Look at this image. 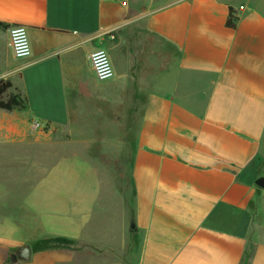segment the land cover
Instances as JSON below:
<instances>
[{
  "label": "crops",
  "instance_id": "crops-1",
  "mask_svg": "<svg viewBox=\"0 0 264 264\" xmlns=\"http://www.w3.org/2000/svg\"><path fill=\"white\" fill-rule=\"evenodd\" d=\"M13 25L28 59L11 52ZM99 47L110 81L91 66ZM0 81L26 100L14 132L33 119L133 149L119 192L131 225L116 242L78 234L87 264H264V0H0ZM2 223L0 264H80L60 250L12 263L29 243Z\"/></svg>",
  "mask_w": 264,
  "mask_h": 264
},
{
  "label": "rangeland",
  "instance_id": "rangeland-1",
  "mask_svg": "<svg viewBox=\"0 0 264 264\" xmlns=\"http://www.w3.org/2000/svg\"><path fill=\"white\" fill-rule=\"evenodd\" d=\"M10 116L0 109V222L18 230L15 237L27 240L33 253L74 252L78 263L87 264L91 251L75 244L78 234L116 242L120 228L131 225L120 193L129 187L133 149L89 148L83 142L115 144L125 135L113 132H14Z\"/></svg>",
  "mask_w": 264,
  "mask_h": 264
},
{
  "label": "built area",
  "instance_id": "built-area-1",
  "mask_svg": "<svg viewBox=\"0 0 264 264\" xmlns=\"http://www.w3.org/2000/svg\"><path fill=\"white\" fill-rule=\"evenodd\" d=\"M123 2L125 0H122ZM9 46L11 52L16 59H28L32 55V46L30 42L28 29L23 25H13L8 28ZM91 66L97 81L106 82L115 77V69L111 61L109 52L99 47L90 55ZM49 125L40 120H32L30 122L31 133L45 132L49 130Z\"/></svg>",
  "mask_w": 264,
  "mask_h": 264
},
{
  "label": "trees",
  "instance_id": "trees-1",
  "mask_svg": "<svg viewBox=\"0 0 264 264\" xmlns=\"http://www.w3.org/2000/svg\"><path fill=\"white\" fill-rule=\"evenodd\" d=\"M232 13L233 10L231 9L230 16L227 20V27L231 29H235L236 23ZM1 27L7 28V26H1ZM12 87L13 86L10 81H0V98L3 95L7 94ZM0 109L7 112H12L15 110L25 111L27 109L26 100L23 99L19 94H10L7 101L0 100Z\"/></svg>",
  "mask_w": 264,
  "mask_h": 264
},
{
  "label": "water",
  "instance_id": "water-1",
  "mask_svg": "<svg viewBox=\"0 0 264 264\" xmlns=\"http://www.w3.org/2000/svg\"><path fill=\"white\" fill-rule=\"evenodd\" d=\"M257 185L261 188H264V179L257 181ZM33 250L30 245L20 246L17 249V252L12 256L11 262L16 263L18 261L30 262L32 260Z\"/></svg>",
  "mask_w": 264,
  "mask_h": 264
}]
</instances>
